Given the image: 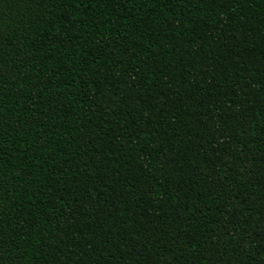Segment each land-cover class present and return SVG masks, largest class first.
<instances>
[{"label":"trees","instance_id":"trees-1","mask_svg":"<svg viewBox=\"0 0 264 264\" xmlns=\"http://www.w3.org/2000/svg\"><path fill=\"white\" fill-rule=\"evenodd\" d=\"M0 264H264V0H0Z\"/></svg>","mask_w":264,"mask_h":264}]
</instances>
